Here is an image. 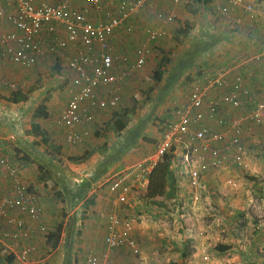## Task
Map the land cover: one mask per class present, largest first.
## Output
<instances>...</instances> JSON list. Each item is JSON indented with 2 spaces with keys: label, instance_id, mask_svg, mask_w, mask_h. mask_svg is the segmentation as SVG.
<instances>
[{
  "label": "crops",
  "instance_id": "obj_1",
  "mask_svg": "<svg viewBox=\"0 0 264 264\" xmlns=\"http://www.w3.org/2000/svg\"><path fill=\"white\" fill-rule=\"evenodd\" d=\"M61 1L48 0L51 4ZM249 1L264 5V0ZM71 2L82 6L77 1ZM160 2L162 10L175 15L173 22L158 20L153 14H141L136 20L138 34L130 36L124 29L115 33L112 49L117 70L123 65L121 58L135 60L136 48L145 40L144 27L158 26L166 35L149 45L151 54L146 65L125 82L117 108L89 109L93 120L85 121L82 126L83 131L89 132L82 144L69 143L59 123L75 77L68 60L82 47L81 42L71 43L58 53L52 52L51 47L67 37L64 28L57 26L55 33L44 29L39 35L42 56L33 69L14 65L0 55V192L11 193L5 165H13L19 169L23 183L42 210L38 222L30 223L25 214L14 215L32 225L33 232L28 239L21 235L20 229L0 220V264H86L91 255L97 256L101 264H206L195 263L198 246L190 236L191 231H199L196 232L198 240L203 243L214 240L216 229L220 228L214 221L223 215L235 240L229 244L230 252L236 249L237 240L244 239V229L248 230L250 225L256 228L254 235L264 242V217L254 221L257 224L249 219L255 217L253 212L258 208L264 213V172L255 173L256 162L251 158L256 152L249 151L256 143V135L264 134L263 127L245 123V165L226 173L222 168L203 174L197 190L188 182V171L211 155L197 151L187 162L185 151L174 146L171 153L175 155L172 167L178 180L177 198H158V204H153L146 197L149 180L142 169L151 172L163 159L157 151L167 126L179 121L195 85H203L207 77L229 70L232 78L243 76L245 86L252 92L264 88V59L256 60L264 48V30L242 7L230 6L229 13L222 14L218 7L226 6L223 0H189L187 6ZM6 9L16 13V0H11ZM101 19L102 15L93 11L91 20ZM13 32L16 30L12 25L0 23V34ZM227 93L226 89L213 88L208 95L214 98ZM13 94L27 100L11 102ZM108 95L107 89L97 91L98 99ZM255 98L260 99L256 95ZM41 107L46 116L35 119ZM251 109L244 106L238 111H228L225 107L219 115L245 117ZM118 115H125L127 121L120 131L113 126L119 121ZM204 123L225 133L226 140L232 135L215 121L206 118ZM34 125L39 127L38 133L33 132ZM197 128L193 126V130ZM262 140L259 148H264ZM211 145L222 148L221 142ZM130 169L140 177L133 176L136 182L124 204L119 202L117 194L109 192L107 182ZM43 174L46 180H42ZM231 177L238 178V186L228 184ZM77 179L83 182L74 183ZM254 179L261 181L252 183ZM248 185L247 190L244 186ZM57 191L63 198L59 205H54ZM253 197L258 198L256 203ZM204 213L209 221H214L204 224L203 228L200 220ZM228 214L233 217L228 218ZM115 218L120 222L116 228L138 243L139 253L135 254L128 246L108 247L106 237ZM60 225V242L53 249L51 235L57 233ZM42 226L46 232H41ZM5 230H10L15 237L5 238ZM255 242L250 240L249 244ZM29 245L35 250L27 262H21L20 255ZM213 255H204V259L213 262L221 254L214 252ZM10 257L14 258L12 263L8 261Z\"/></svg>",
  "mask_w": 264,
  "mask_h": 264
},
{
  "label": "built area",
  "instance_id": "obj_2",
  "mask_svg": "<svg viewBox=\"0 0 264 264\" xmlns=\"http://www.w3.org/2000/svg\"><path fill=\"white\" fill-rule=\"evenodd\" d=\"M82 6H74L71 0H63L58 4H51L48 0L35 2V0H16V13H9L7 6L11 0H0V23L7 22L16 32L0 34V55L25 69H33L42 56L39 35L44 29L51 34L56 32L57 26H62L67 37L59 40L51 47L52 52L68 48L71 43L81 42L82 47L68 60L69 69L75 72L69 87V99L66 108L60 117V126L65 130L66 139L72 144H82L89 136L88 131H83L85 121H92L93 116L89 109L99 108L113 110L122 101L123 86L128 79L139 72L146 65L151 54V43H157L166 35L163 28L158 26L144 27V43L136 48L135 60L130 61L123 57V65L116 69L117 58L112 49V40L115 33L124 29L130 36L138 34L136 22L141 14L154 15L158 20L171 23L175 15L165 12L160 1H168L174 6L188 5L189 0H74ZM225 7H218L222 14L229 13L230 6H240L247 16L264 30V5L255 4L249 0H223ZM102 15L99 22L91 20L92 13ZM264 59V48L256 57L259 61ZM229 70L209 76L203 85L197 84L190 94L189 103L182 110L178 122L167 126L166 134L158 148V155L162 158L171 153L174 146L185 151V160H191V154L201 151L211 158L201 161L198 166L189 169L187 177L193 189H199L203 174L217 171L226 166L240 169L245 165L247 151L243 141L246 130L245 123L264 128V88L252 92L245 86V79L241 75L229 76ZM264 76V74L262 75ZM213 88L228 90L227 94L210 98L208 92ZM98 89H107L109 95L103 99L97 98ZM259 96L260 99H256ZM250 106L252 109L245 117L225 118L220 112L225 107L228 111L242 109ZM208 118L215 121L219 127L231 131L229 139L225 133L205 124ZM193 126H197L193 130ZM222 143V148L215 149L211 143ZM231 160V161H230ZM230 161V162H229ZM6 176L11 185V193L0 192V220L8 226L20 229L25 238L31 236L32 225L14 215L25 214L29 222H38L42 217V210L38 206L37 198L28 191L23 183L17 167L6 164ZM155 166V165H154ZM154 168V167H153ZM144 169V170H143ZM142 169L147 179L151 172ZM133 176L140 177L133 170H127L113 177L107 182L109 192L117 194L121 203H127L129 194L133 191ZM83 180L77 179L76 184ZM228 184L238 186V178L231 177ZM118 219H112L111 229L106 237V243L111 249L130 247L135 254L139 253L138 243L119 231ZM41 232H46L45 227H40ZM5 238L15 237L10 230H5ZM35 247L29 245L21 255L20 261L27 262ZM86 264H101L97 256L91 255Z\"/></svg>",
  "mask_w": 264,
  "mask_h": 264
},
{
  "label": "rangeland",
  "instance_id": "obj_3",
  "mask_svg": "<svg viewBox=\"0 0 264 264\" xmlns=\"http://www.w3.org/2000/svg\"><path fill=\"white\" fill-rule=\"evenodd\" d=\"M264 134H257L255 139H256V143L254 144L253 143V146L251 147H254V148H251V147H247V150L249 149L252 150L253 152H256V153H253L252 155L254 156V158H251L252 160H254L256 163H255V173H263L264 172V148H259L261 146V139H263L262 141L264 142V138H261L263 137ZM258 136V137H257ZM264 146V145H263ZM176 152V151H175ZM174 153V152H173ZM177 155V154H176ZM257 157V158H255ZM257 159H258V162H257ZM232 169H234V167H228L226 166L225 169H223V171L225 170V173L227 171H231ZM237 170V169H236ZM244 171V170H242ZM217 172V171H216ZM220 172V171H218ZM221 175H224V172H220ZM257 182L259 183L261 180H257V179H254L253 182ZM239 180H238V184H239ZM251 183V180L250 181H247V183ZM249 185L247 187L244 186L245 189H249ZM254 200H255V203L256 201L258 200L257 197H253ZM228 203V202H226ZM246 211V210H245ZM259 210V208L257 210H255V212H253L255 214V217L251 218L249 217L250 221L254 222V221H257L258 219H261L264 217V213L261 212ZM263 213V214H262ZM232 215V216H230ZM230 217H233V214H228V218ZM247 218V216H244ZM199 219V218H198ZM254 219V220H253ZM175 220V219H173ZM214 220L212 221H209L207 219V214L204 213L203 216H202V221L200 220L202 226L204 224H207V223H210V222H213ZM214 223L218 224L220 228L216 229V238L214 240H209L207 243H203L201 241L198 240V235L196 232H199V231H196L194 230L191 231L192 232V237H194V241L197 242V251H198V255H196V257L194 258L195 259V263H198V262H203V263H206V264H264V242H260L259 241V238H258V235L255 234L254 235V232L253 230L256 229L255 227H252L250 225V227L247 229H244V232L243 234L245 235L244 239H239L236 241V249L233 250V252H228V253H225V254H221L220 256H218V259H216V261H211V259H204V255H206L207 257L210 255L211 257L214 256L213 253V248L217 245V244H234L235 240H234V237L231 233V229L230 227L228 226V219H226L225 215H223V217H217L216 221H214ZM243 223V222H240V224ZM252 224H257L256 222L252 223ZM197 227V225H196ZM195 227V228H196ZM204 228V226H203ZM232 229H235V228H232ZM260 231V230H259ZM201 235V234H200ZM250 240H254L256 241L255 244H249V241ZM185 245V244H183ZM216 262V263H215Z\"/></svg>",
  "mask_w": 264,
  "mask_h": 264
},
{
  "label": "trees",
  "instance_id": "obj_4",
  "mask_svg": "<svg viewBox=\"0 0 264 264\" xmlns=\"http://www.w3.org/2000/svg\"><path fill=\"white\" fill-rule=\"evenodd\" d=\"M23 99L27 100V97L21 98V97H17L16 94H13L11 98V102H19ZM43 111H44V107L38 109L34 115V118L40 119L42 117H45L46 115L43 114ZM117 118H119L118 119L119 121L116 122V124L114 123L113 126L119 131L123 130L127 125L125 115L124 117L118 115ZM39 130L40 129L37 125L33 126V132L38 133ZM46 143H48L47 140ZM71 160L76 161V159H71ZM174 160H175V155L173 153H169L165 155V157L154 166L153 170L149 174L148 177L149 183H148L146 197L148 200L152 201L153 204H158L159 202L157 201L158 198H163L164 200H175L177 198L178 180L175 175L174 169L172 167ZM44 179L46 180V174H43L42 180ZM62 198H63L62 194L59 191H57V194H55V196L53 197L54 205H59L62 202ZM64 216H66V214ZM61 230H62V225H60L56 234L51 235V239L53 240L52 242L53 249H56L60 242ZM231 249H232L231 245L220 243L213 248V251L219 254H225L228 253ZM12 260H14L13 257L8 258V261L10 263H12Z\"/></svg>",
  "mask_w": 264,
  "mask_h": 264
}]
</instances>
